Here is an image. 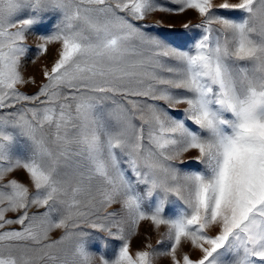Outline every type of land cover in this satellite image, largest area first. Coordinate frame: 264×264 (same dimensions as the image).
<instances>
[{"label": "snow or ice", "instance_id": "1", "mask_svg": "<svg viewBox=\"0 0 264 264\" xmlns=\"http://www.w3.org/2000/svg\"><path fill=\"white\" fill-rule=\"evenodd\" d=\"M159 257L264 264V0H0V264Z\"/></svg>", "mask_w": 264, "mask_h": 264}, {"label": "rangeland", "instance_id": "2", "mask_svg": "<svg viewBox=\"0 0 264 264\" xmlns=\"http://www.w3.org/2000/svg\"><path fill=\"white\" fill-rule=\"evenodd\" d=\"M217 3L222 2V0H216ZM149 22H155V21H161L164 25L162 29H160L161 33L167 34L168 32V25H172L176 30L182 31L181 25L183 23L191 22L193 24L199 22V16L196 13L195 10H187L185 13L179 14V15H170V14H162V13H156L148 18ZM29 44L34 43V37H30ZM55 55V48H52L49 52V54L40 60H36V63H33V60L35 59V56H30L29 59L25 60L24 62V73L26 76H34L36 78L37 84H39L43 77L41 75V67L45 63H51L53 57ZM24 91L27 92H34L35 86H28L23 88ZM191 155H195V153H192ZM196 169H199V165H193ZM18 178L20 180H26V176L23 173L17 174ZM11 215V214H10ZM13 227H18L16 225H13ZM163 230V229H162ZM56 235H59V232L56 233ZM149 237H151L150 242L153 244L154 247L157 248L158 251H164L165 248L163 246L157 245L156 241L160 239V233L157 232L149 222H142L141 227L138 231V235L133 238L131 249L134 252L137 249H140L145 243L149 242ZM188 250V249H186ZM157 264H169V258L167 257H159L157 260Z\"/></svg>", "mask_w": 264, "mask_h": 264}]
</instances>
